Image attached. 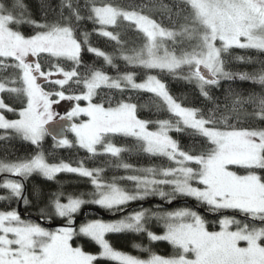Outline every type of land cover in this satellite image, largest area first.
<instances>
[{
  "label": "snow or ice",
  "instance_id": "1",
  "mask_svg": "<svg viewBox=\"0 0 264 264\" xmlns=\"http://www.w3.org/2000/svg\"><path fill=\"white\" fill-rule=\"evenodd\" d=\"M89 2L87 19L98 25L94 31L114 41L119 46V58L128 65L173 75L187 66V75L180 78L195 83L208 101L213 100L210 90L220 86L222 80L239 76L241 80L264 85V70L251 75L233 73L226 70L222 58L232 48L264 51V0H175L171 7L154 0V8L167 13L169 26H165L163 19L145 14L143 6ZM64 8L69 15L64 16L62 11L60 19L51 23L27 20L37 30L25 35L18 30L25 22L21 0H15L10 7L0 3V70L9 72L0 77V130H3L0 140L18 137L39 149L50 136L54 148L78 147L90 158L107 155L119 160L122 153L130 151L111 142V137L120 135L132 138L137 150L167 158L176 166L133 168L121 162L116 166L138 174L113 177L108 182L103 178L102 168H88L83 161L76 166L64 160L50 163L43 150L29 158L0 160V174H7L0 181V189L9 193L0 196V201L15 199L29 204L23 181L33 174L48 180L60 173L77 174L88 178L95 190L89 193L95 197L90 201L69 194L66 202H62L63 193H55L52 213L66 220L55 230L22 219L14 208L0 210V264H99L100 259L113 264H264V226L256 227L254 223L241 226V221L234 217L223 216L218 221L219 230H209L204 217L190 208L151 215L149 210L142 209L119 220H89L77 231L74 217L85 203L122 212L130 202L150 195L171 201L177 194L194 198L212 212L231 209L264 225V175L257 171L264 170V128L244 127L240 121L241 106L249 103L254 107L249 115L264 122V96L253 95L247 99L237 96L231 107L236 121L229 122L228 116L220 114L227 108L222 110L216 105L206 113L201 108L185 106L155 75L137 82L133 72L113 77L90 66H85L82 74L84 45L88 53L102 58L113 68H116L115 57L92 46L88 32L81 33V41L73 24V19L76 22L85 19L81 9L74 6L73 0H62L61 9ZM122 22L143 35L145 43L139 50L129 52L119 33L108 30L119 27ZM166 41L178 46L179 53L175 48L169 50ZM42 57L50 60L47 70ZM63 62H70L71 69L66 70ZM46 86L56 90H46ZM103 89L121 94L125 91L150 93L156 98L153 103L157 110H166L174 119H140L137 112L143 105L132 103L131 97L115 104L113 97H108L107 106L103 99L95 103L94 98ZM3 94L23 98L26 103L17 109L5 102ZM60 101L75 103L69 110L59 112L54 105ZM81 102L87 103L82 106ZM8 113L18 118L10 119ZM81 116L87 119L81 120ZM173 131H190L201 138V145L183 150L170 135ZM68 133L74 141L68 138ZM233 167L244 169L246 174H238ZM120 180L133 183L134 190L121 187ZM165 186L171 191H163ZM41 213L45 214L43 209ZM152 218L162 222V235L147 229L146 223ZM122 232H146L151 241H167L175 252L171 256L150 252L142 259L116 250L106 237ZM78 235L94 241L100 248L99 254L74 247L72 241Z\"/></svg>",
  "mask_w": 264,
  "mask_h": 264
},
{
  "label": "trees",
  "instance_id": "2",
  "mask_svg": "<svg viewBox=\"0 0 264 264\" xmlns=\"http://www.w3.org/2000/svg\"><path fill=\"white\" fill-rule=\"evenodd\" d=\"M14 2L15 0H0V3H4L9 7L13 5ZM21 2L24 5L23 18L25 22L18 26V30L25 35H32L37 30L34 25L27 23V20H35L39 23H51L60 19L62 11L64 16L69 15L67 8H64L63 10L61 9L62 0H21ZM155 2H162L171 7L175 0H155ZM95 3L97 5H101L103 3H113L122 7H127L129 4H134L138 7L143 6L145 14H150L157 20L163 19L165 26H169L167 13H162L158 8H154V0H95ZM73 4L81 9V15L85 17V19L80 22H76L73 19V24L77 27L78 38L82 41L83 37L81 33H90L89 40L91 45L114 55V63L116 64V68L105 64L102 58L88 53L87 45H84L81 54L82 66L80 67V72L82 74L86 71L85 66H90L93 69H101L113 77L126 71L133 72L137 82H142L148 75H155L168 86L170 93L185 106L201 108L206 113L209 109L216 107V105H219L222 110L227 108V111H223L220 114L228 116L229 122L236 121L235 115L231 112V107L232 100L237 98V96L242 99H247L249 96L253 95L264 96V85H261L253 80H241L239 76H236L232 80H222L220 86L213 87L210 90V95L213 97V100L208 101L200 94L195 83H190L180 78L187 75V66H184L175 75H173L166 71L162 72L158 69L146 70L137 66L128 65L125 61L119 58V46H117L114 41H110L105 37L97 35L94 31L98 25L87 19L88 8L91 7L89 0H73ZM149 9H152V11L149 12ZM173 11L175 12L176 9H173ZM180 23H183L182 18L180 19ZM108 30L113 31L114 33H119L125 49L129 52L132 49L139 50V48H141L145 43L143 35L138 33L135 28H129L126 22H122L119 27H109ZM166 46L169 50H173L175 48L177 53H179L178 46L173 45V43L166 42ZM237 57H243L244 59H237ZM222 58L225 61L226 70L233 73H248L251 75L264 70V51L256 49L232 48L228 53L223 54ZM41 59L45 70H47L50 63L49 58L42 57ZM62 66H64L66 70H70L72 67L70 62H63ZM8 74V71L0 70V77ZM46 90L56 89L46 86ZM76 90L79 91V89ZM108 97H113V104H115L118 100H127L131 97L132 103L143 105V107L138 108L137 112L140 119L149 121H155L158 119H174L169 113H167L166 110H157L155 104L153 103L156 98L150 93L125 91L121 94L115 90L103 89L101 90L100 96L94 98V102L100 103L103 99L105 106H107ZM3 98L6 103L17 109L26 103L23 98L18 99L7 94H3ZM253 111L254 107L252 104L245 103L241 106V126L264 128V122L260 121L258 118H252L249 115L253 113ZM7 115L10 119L17 118L11 113H8ZM151 127H154V125ZM0 135H3V130H0ZM171 135L173 139L180 144L183 150H190L193 145H196L199 148L201 145V138L194 136L190 131H173ZM69 137L74 141L73 136L69 135ZM110 139L112 143L119 147L130 149V151L122 153L119 160L107 155H98L94 158H90L89 154L85 150L78 147L54 148V142L48 137L45 138L39 149L30 142L16 137L7 140H0V160L13 161L19 158H29L37 151L43 150L50 163H58L61 160H64L65 162H70L73 166H76L78 162L83 161L84 165L88 168H102L104 169L102 174L103 178L108 182H111L113 177H125L135 173L131 170H125L117 167L116 165L121 162L130 164L133 168L174 167V162L167 160V158L153 157L137 150L135 147V141L132 138L117 135L111 137ZM257 171L259 174L264 175V170ZM118 182L121 187H124L127 190H134L135 188V185L130 181L120 180ZM24 187V196L28 198L30 203L25 205L22 201L23 214L40 218L45 222L46 220L44 219L41 210L43 209L45 214L52 213L51 201L54 199L55 193H63V196L61 197L62 202H66V198L69 194L81 196V198L86 201L95 199L94 196L89 195V193H93L95 191L91 181L88 178L72 173L57 174V176L52 180H48L39 174H33L24 181ZM7 195H9V193L6 190L0 189V196ZM172 202H177V204H173L168 207V205ZM17 204L18 201L15 199L11 201H0V210H7L10 208L16 209ZM177 208H190L197 211L208 222L209 230H218L219 217L227 215L237 216L243 221H247L246 223H249L250 225L254 223V226L256 227L264 226L261 225L259 221L252 222L251 218L245 217L242 213L235 210L212 212L209 210L207 205L201 204L195 199L185 196H176L171 201H166L164 198H160L156 195L148 196L144 200L130 202L126 210L122 212H112L93 203H85L81 206V210L85 209L87 211L85 218L86 221L92 219H106L101 218L96 211L109 215L111 218L108 219H119L123 216L129 215L133 211H139L142 209L149 210V214H151L152 212H164ZM21 218L30 219L26 217ZM47 222L62 223L63 221L57 219ZM80 223L82 222H78L77 225ZM146 227L149 231H152L157 235H161L164 232L162 222L156 220L155 218L149 220L146 223ZM106 238L114 249L143 259L147 258L150 252H154L162 256H171L175 252V249L167 241H151L146 232L110 233ZM72 244L73 246H80L84 251L92 254H98L100 252L99 246L88 237H74ZM137 245L139 247H137ZM99 264H113V262L106 259H100Z\"/></svg>",
  "mask_w": 264,
  "mask_h": 264
},
{
  "label": "rangeland",
  "instance_id": "3",
  "mask_svg": "<svg viewBox=\"0 0 264 264\" xmlns=\"http://www.w3.org/2000/svg\"><path fill=\"white\" fill-rule=\"evenodd\" d=\"M166 42H171V41H166ZM172 43V42H171ZM219 46V45H218ZM75 102H71V101H60V103H59V105H54V108L56 109V111H59V112H65V111H67V110H69L70 109V107L74 104ZM87 102H81V104H82V106H84L85 104H86ZM18 118V117H17ZM80 119L81 120H83V119H87V117H84V116H81L80 117ZM69 135H71L70 133H68ZM67 134V135H68ZM172 134V132L170 133V135ZM69 135H68V138L70 139V137H69ZM72 136V135H71ZM74 138V137H73ZM176 165L174 164V167H175ZM232 170L233 171H237L238 172V174H241V175H243V174H246V171L244 170V169H241V168H238V167H233L232 168ZM135 174H138V173H133L132 175H135ZM1 175H7V174H0V176ZM3 179V178H2ZM2 179H1V181H2ZM194 186H196V185H194ZM5 190V189H4ZM7 191V190H6ZM163 191H165V192H170L171 191V188L170 187H164L163 188ZM150 196H152V195H150ZM156 196H158V197H160L159 195H156ZM176 196H181V195H175V197ZM148 197V196H147ZM186 197V196H185ZM161 198V197H160ZM188 198H191V197H188ZM166 201H169L167 198H164ZM191 199H194V198H191ZM173 200V199H172ZM208 207V206H207ZM177 209H179V208H177ZM84 211H85V209H83ZM174 210H176V209H173V210H168V211H174ZM193 210V209H192ZM228 210H231V209H224V210H220V211H228ZM80 211H81V209H80ZM80 211L77 213V214H75V217L77 216V215H79L80 214ZM168 211H164V212H168ZM195 211V210H194ZM149 215H151V214H149ZM83 215H81L80 217H78V218H81ZM127 216V215H126ZM228 216V215H227ZM43 217H44V219L46 220V222L47 221H53V220H57V219H60V220H62L63 222H62V225H64L65 223H66V220H65V218H60V217H57V216H55L54 215V213H46L45 215L43 214ZM74 217V218H75ZM124 217V216H123ZM223 216H221V217H219V219H221ZM229 217H234L236 220H239V221H241V226H243V224L244 223H246L247 221H243L242 219H240L239 217H237V216H229ZM85 218H86V216H85V214H84V220L82 221V223H80V224H78V225H76L75 227H76V229H77V231H78V229H79V226L81 225V224H83V223H86L87 221L85 220ZM122 218V217H121ZM121 218H119V219H121ZM23 219V218H22ZM119 219H99V220H104V221H114V220H119ZM219 219H218V221H219ZM24 220H31V221H33V222H36V221H34V220H32V219H24ZM92 220H96V219H92ZM36 223H38V222H36ZM42 227H45V226H43V225H41ZM250 226H252V225H250ZM45 228H47V229H49V230H55L56 228H48V227H45ZM219 230V229H218ZM233 230H235V226H233ZM162 235V234H161ZM78 236H82V235H78ZM77 237V236H76ZM241 246H244V244H243V242H241ZM74 247H76V246H74ZM92 254V253H91ZM99 254V253H98ZM98 254H94V255H98ZM143 259V258H142ZM144 259H146V258H144Z\"/></svg>",
  "mask_w": 264,
  "mask_h": 264
},
{
  "label": "water",
  "instance_id": "4",
  "mask_svg": "<svg viewBox=\"0 0 264 264\" xmlns=\"http://www.w3.org/2000/svg\"><path fill=\"white\" fill-rule=\"evenodd\" d=\"M48 138H50L52 140V138L49 136ZM53 141V140H52ZM24 183V181H23ZM24 195H25V187H24ZM173 204H177V202H172L168 205V207L172 206ZM16 210L20 213L21 217H26V218H30L38 223H40L41 225L45 226V227H48V228H56V227H59V226H63L61 223H58V222H45L43 221L42 219L40 218H36V217H33V216H27V215H24L23 212H22V200L18 201V204H17V207H16ZM97 214L101 217V218H111L109 215L105 214V213H101L99 211H96ZM82 217L79 218L80 221L84 220V212H82ZM75 222V226L77 224V221L74 220Z\"/></svg>",
  "mask_w": 264,
  "mask_h": 264
},
{
  "label": "flooded vegetation",
  "instance_id": "5",
  "mask_svg": "<svg viewBox=\"0 0 264 264\" xmlns=\"http://www.w3.org/2000/svg\"><path fill=\"white\" fill-rule=\"evenodd\" d=\"M2 178H4V177H1V179ZM1 179H0V181H1ZM82 212H84L85 216L87 214V211L86 210L85 211L84 210H81L80 214L74 218V219H76L77 222L79 221V218L78 217H80L82 215Z\"/></svg>",
  "mask_w": 264,
  "mask_h": 264
}]
</instances>
